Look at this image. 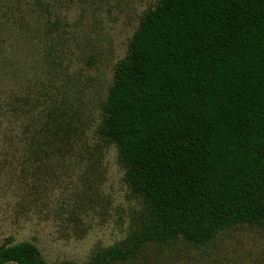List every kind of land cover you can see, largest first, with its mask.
I'll list each match as a JSON object with an SVG mask.
<instances>
[{"label":"rangeland","instance_id":"1","mask_svg":"<svg viewBox=\"0 0 264 264\" xmlns=\"http://www.w3.org/2000/svg\"><path fill=\"white\" fill-rule=\"evenodd\" d=\"M158 0H0V246L44 264H92L131 244L145 212L116 146L99 136L117 65ZM113 264H264V228L204 246L148 244Z\"/></svg>","mask_w":264,"mask_h":264},{"label":"trees","instance_id":"2","mask_svg":"<svg viewBox=\"0 0 264 264\" xmlns=\"http://www.w3.org/2000/svg\"><path fill=\"white\" fill-rule=\"evenodd\" d=\"M99 136L117 148L142 200L129 245L92 264L133 260L148 244L204 246L238 225L264 228V0H158L115 70ZM0 264H44L30 242Z\"/></svg>","mask_w":264,"mask_h":264}]
</instances>
